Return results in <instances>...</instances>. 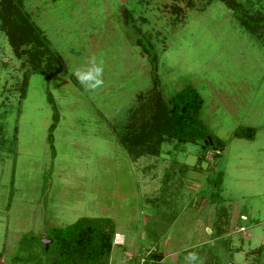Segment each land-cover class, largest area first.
Instances as JSON below:
<instances>
[{
    "label": "rangeland",
    "instance_id": "rangeland-1",
    "mask_svg": "<svg viewBox=\"0 0 264 264\" xmlns=\"http://www.w3.org/2000/svg\"><path fill=\"white\" fill-rule=\"evenodd\" d=\"M237 1L264 12V0ZM20 3L59 70L45 79V60L33 70L0 31L1 264H51L54 244L38 238L80 217L108 218L123 236L109 264H140L149 248L157 264H186L188 251L197 264H264V46L218 0ZM91 56L104 67L96 92L73 75ZM154 75L163 99L195 89L218 153L170 139L152 155V133L145 154L129 152L120 137L150 121ZM245 127L250 139L233 136ZM247 245L261 253L244 258Z\"/></svg>",
    "mask_w": 264,
    "mask_h": 264
},
{
    "label": "trees",
    "instance_id": "trees-1",
    "mask_svg": "<svg viewBox=\"0 0 264 264\" xmlns=\"http://www.w3.org/2000/svg\"><path fill=\"white\" fill-rule=\"evenodd\" d=\"M218 1L231 11L234 19L245 32L264 46V12L250 11L237 0ZM0 31L5 35L15 56L26 54L33 70L41 72L40 63L42 59L45 60L44 67L48 70L44 75L45 79L59 70L58 67H52V63L58 61V56L50 51L38 28L22 10L20 0H0ZM137 44L155 70L156 54L150 51L151 45L145 47L139 39ZM152 82L154 101L150 121L136 131L132 130L120 137L129 152L131 150L134 157L145 154L142 148L146 147L149 133H152L156 136L154 144L148 151L152 155L157 153L163 142L170 139L176 143L200 145L203 150L212 147L218 153L219 147L213 146L215 139H212L199 119L202 100L195 89L184 87L168 99H163L156 89L155 75ZM51 108L50 131L58 120V113L52 102ZM252 134L253 128L245 127L241 131L234 132L233 136L250 139ZM216 142L221 145L219 141ZM215 155L217 154L211 157ZM114 232L110 220L104 217H80L67 226L53 228L50 238L51 244H54V258L51 264H109ZM45 250L48 251L49 246ZM140 258V264H157L160 260L158 255L148 249Z\"/></svg>",
    "mask_w": 264,
    "mask_h": 264
},
{
    "label": "clouds",
    "instance_id": "clouds-1",
    "mask_svg": "<svg viewBox=\"0 0 264 264\" xmlns=\"http://www.w3.org/2000/svg\"><path fill=\"white\" fill-rule=\"evenodd\" d=\"M73 75L85 90L96 92L104 85L103 61H98L95 56H91L82 67L74 71ZM198 260L199 256L196 252H187L185 256L186 264H197Z\"/></svg>",
    "mask_w": 264,
    "mask_h": 264
},
{
    "label": "crops",
    "instance_id": "crops-1",
    "mask_svg": "<svg viewBox=\"0 0 264 264\" xmlns=\"http://www.w3.org/2000/svg\"><path fill=\"white\" fill-rule=\"evenodd\" d=\"M115 231L118 232L117 230H115ZM249 237H250V234H249L248 232H247V233H243V237H242V238H243L244 240H247V241H248V240H249ZM123 240H124V239H123ZM123 245H124V243H123ZM123 245H122V246H123ZM247 247H249V249H248L247 251H244V250H243V251L241 252V253H243V257H244V258H245L246 253H247L248 251H250L251 249H254L256 252L261 253V251H260L261 249H260L258 246L256 247V245H254L253 247H250V245H249V246L247 245ZM238 248H239V250H242V249H243L242 247H238ZM148 250H149V251H153V250H155V248H149ZM2 252H3V250L1 251V254H2ZM135 252H136V251H135ZM135 252H132V253H135ZM153 253H154V252H153ZM1 254H0V258H1V256H2ZM132 255H133V254H132ZM137 256H138V254L136 253V257H137ZM262 256H263L262 254H260V255L257 254V257H258V259H257V264H260L259 258H261ZM130 259H131V258H130ZM242 260H243V262H244L245 259H242ZM261 262H262V261H261ZM1 263H2V260H0V264H1Z\"/></svg>",
    "mask_w": 264,
    "mask_h": 264
},
{
    "label": "built area",
    "instance_id": "built-area-1",
    "mask_svg": "<svg viewBox=\"0 0 264 264\" xmlns=\"http://www.w3.org/2000/svg\"><path fill=\"white\" fill-rule=\"evenodd\" d=\"M124 243L123 236L119 232H114L112 235V245L122 246Z\"/></svg>",
    "mask_w": 264,
    "mask_h": 264
},
{
    "label": "water",
    "instance_id": "water-1",
    "mask_svg": "<svg viewBox=\"0 0 264 264\" xmlns=\"http://www.w3.org/2000/svg\"><path fill=\"white\" fill-rule=\"evenodd\" d=\"M38 241L43 245L44 249L47 248V245L51 243V239L49 238H38Z\"/></svg>",
    "mask_w": 264,
    "mask_h": 264
}]
</instances>
